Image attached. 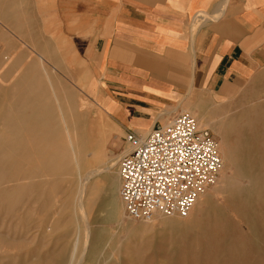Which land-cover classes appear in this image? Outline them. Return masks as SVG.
<instances>
[{"label": "rangeland", "instance_id": "rangeland-1", "mask_svg": "<svg viewBox=\"0 0 264 264\" xmlns=\"http://www.w3.org/2000/svg\"><path fill=\"white\" fill-rule=\"evenodd\" d=\"M11 38V30L0 28V264H264V69L255 88H237L229 99L187 92V104L205 106L206 116L220 123L238 172L232 166L230 187L211 194L199 218L156 215L145 222L130 219L118 196L117 161L127 148L126 131L118 111H111L107 88H98L71 51L12 44ZM181 108L165 123L180 112L193 116ZM89 123L99 142L108 136L114 142L107 144L115 154L111 160L104 153L94 162L84 156ZM66 125L83 164L110 167L91 177L84 194L86 252L76 205L85 168L74 173ZM200 128L217 144L211 128ZM106 174L112 176L108 182Z\"/></svg>", "mask_w": 264, "mask_h": 264}, {"label": "crops", "instance_id": "crops-1", "mask_svg": "<svg viewBox=\"0 0 264 264\" xmlns=\"http://www.w3.org/2000/svg\"><path fill=\"white\" fill-rule=\"evenodd\" d=\"M0 28L12 44L77 55L120 127L139 134L182 101L181 111L205 107L187 92L229 99L264 69V0H0Z\"/></svg>", "mask_w": 264, "mask_h": 264}, {"label": "built area", "instance_id": "built-area-1", "mask_svg": "<svg viewBox=\"0 0 264 264\" xmlns=\"http://www.w3.org/2000/svg\"><path fill=\"white\" fill-rule=\"evenodd\" d=\"M123 139L127 148L117 161L118 196L130 219L185 216L222 166L209 130L185 112L143 134L126 131Z\"/></svg>", "mask_w": 264, "mask_h": 264}, {"label": "bare ground", "instance_id": "bare-ground-1", "mask_svg": "<svg viewBox=\"0 0 264 264\" xmlns=\"http://www.w3.org/2000/svg\"><path fill=\"white\" fill-rule=\"evenodd\" d=\"M93 102L95 103L96 106L101 107V105L99 103H97L95 100ZM191 113L193 114V118L196 120V123H197V125L199 127H208V128H211L215 132V135L217 136V140H218V142L216 144L217 145V149H218L219 154H220L221 159H222V166H221V168L219 170V173H218L219 176L217 178L218 179L217 180V185H215L216 187L213 188L212 190L208 191L207 193L203 192V194H199L197 196L192 208L190 209L188 214L185 216L187 218L195 219V218H199L201 216V214L203 213V211H205V205H206V202H207V198L211 197V194L213 195L215 193H224L230 187L231 182L233 180V175H232V172H231L232 171V166L235 165L236 163L233 164V162H234L233 161V155H232V153L230 151V143L228 142V139L219 130L220 123H218L216 120L212 119L211 117H207L206 114H205V111H204V107H200V108L194 109L193 111H191ZM225 113H227V112H225ZM100 114L102 115L101 111H100ZM81 116L82 115H80L79 118H81ZM61 119H63V123L65 125L66 123H65V120H64L62 114H61ZM247 122L250 124L249 121H247ZM88 125H89V127H91L90 128L91 130H90V135L87 137V140H86V144H88L87 145L88 146V152H86V154L84 156L86 158H90L94 162L95 158H96L95 156H97V155H99L101 153H104L106 158H108V160H111V157L114 156L115 154L112 151L113 148L112 149H108L107 148V144L110 143L108 138H110V137L108 136V138L107 139L105 138L103 140V142H99L98 141L99 139H96L94 137V136H96V131L93 128L92 124L89 123ZM100 125H101V123H100ZM65 134H66V138H67L66 139L67 146H68V148L70 150V154H71V160H72L73 165H74L72 167L75 170L74 173H80L81 169L85 168V172L83 174V178L80 180L79 188H78V191L76 192V195H77V198H76V202L77 203H76V205H77L78 211L80 213V218L82 219V221L84 222L85 227H86L85 231H84L83 242L81 241L82 245H83V251L86 252L87 247H88V243H89L90 231H89V224H88V216H87L86 209H85V204H84V201H83L84 194H85L86 191L89 190L88 189V182L90 181L91 177L95 176L97 173L99 174L101 171H104V170L107 171V169L110 168V167H108V166L107 167H103L104 169L103 168L102 169H91L90 167H92L93 163L90 164V162H86L85 164H83L82 161L78 158L79 157L78 144L76 143V140L73 139L70 136V132H69V129H68L67 125L65 126ZM110 144L114 145V142H111ZM123 153H125V150H124ZM233 167L236 168V166H233ZM237 170L238 169L236 168V171ZM105 176H106L105 179L109 180L108 177H110L111 175L107 176V174H106ZM239 178H238V180H239ZM261 178L262 177H260V179ZM257 179H258V177H257ZM261 182H262V180H261ZM239 183L242 184V182H240V180H239ZM242 188L240 187V189H242ZM94 189L97 190V188H94ZM90 191H91V189H90ZM243 192H245V191H243ZM154 216H156V215H154ZM157 217H159L160 220H170V221L174 220V218H172V217H165V216H161V215H159ZM185 217H183V218H185ZM144 226H147V225H144ZM74 242L75 243H74V248L73 249L75 251L78 241L76 240ZM74 251L72 253V256L74 254ZM70 257H69V260H70Z\"/></svg>", "mask_w": 264, "mask_h": 264}]
</instances>
